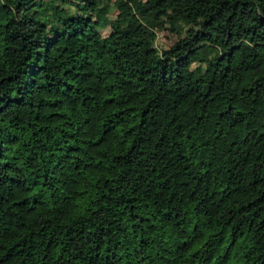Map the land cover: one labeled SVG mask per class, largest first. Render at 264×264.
I'll return each instance as SVG.
<instances>
[{
  "label": "trees",
  "instance_id": "obj_1",
  "mask_svg": "<svg viewBox=\"0 0 264 264\" xmlns=\"http://www.w3.org/2000/svg\"><path fill=\"white\" fill-rule=\"evenodd\" d=\"M0 264H264V0H0Z\"/></svg>",
  "mask_w": 264,
  "mask_h": 264
},
{
  "label": "rangeland",
  "instance_id": "obj_2",
  "mask_svg": "<svg viewBox=\"0 0 264 264\" xmlns=\"http://www.w3.org/2000/svg\"><path fill=\"white\" fill-rule=\"evenodd\" d=\"M156 43L158 47L168 48L173 42L176 41L177 37L170 31V27L164 21L160 23V28L157 29Z\"/></svg>",
  "mask_w": 264,
  "mask_h": 264
}]
</instances>
